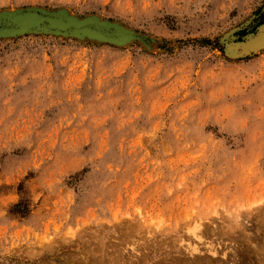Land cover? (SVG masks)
Returning a JSON list of instances; mask_svg holds the SVG:
<instances>
[{"label":"rangeland","instance_id":"obj_1","mask_svg":"<svg viewBox=\"0 0 264 264\" xmlns=\"http://www.w3.org/2000/svg\"><path fill=\"white\" fill-rule=\"evenodd\" d=\"M263 22L264 0H0V264H264V47L236 43Z\"/></svg>","mask_w":264,"mask_h":264},{"label":"bare ground","instance_id":"obj_2","mask_svg":"<svg viewBox=\"0 0 264 264\" xmlns=\"http://www.w3.org/2000/svg\"><path fill=\"white\" fill-rule=\"evenodd\" d=\"M259 31V30H258ZM249 37H250V35H249ZM246 40V39H245ZM237 45H239L238 43H237ZM233 46V45H232ZM235 46L236 45H234V47H233V50H234V48H235ZM231 47V46H230ZM242 47H243V49H244V52L246 53H249V52H251V51H259L261 48H263L264 47V27L255 35L254 34V36H252L251 38H249V40H247L245 43H243V45H242ZM232 48V47H231ZM231 48H229V49H231ZM228 49V52L230 51L231 52V50H229ZM233 52V51H232ZM232 52H231V54H232ZM243 52V53H244ZM243 53H241V54H243ZM254 52H251V54H248V55H252ZM235 54H236V52L235 53H233V55L235 56ZM229 55V54H228ZM237 55V54H236ZM239 55V54H238ZM244 56V55H243ZM247 56V55H246ZM252 204H254V203H252ZM251 204V206L252 207H250V209H249V212H250V214H249V212H248V215L250 216L251 215V213H255V211L256 210H258L257 211V213H255L256 215L255 216H257V217H259V218H261V221H263L264 222V206H260V205H258V206H260V207H253V205ZM257 205V204H256ZM255 206V205H254ZM247 209V210H248ZM253 210H255L254 212H252ZM245 213H246V210H245ZM247 215V216H248ZM191 216V215H190ZM249 216L247 217L249 220H250V218H249ZM244 217V216H243ZM196 218H198V217H196ZM246 218V217H245ZM252 218H253V216H252ZM242 219V218H241ZM244 219V218H243ZM126 220V219H125ZM247 220V219H246ZM198 221V220H197ZM248 221V220H247ZM189 222V221H188ZM195 222H196V220H195ZM246 222V221H245ZM240 223V222H239ZM192 224V223H191ZM193 224H194V222H193ZM218 224V223H217ZM216 224V225H217ZM158 225V224H157ZM156 225V226H157ZM223 225V224H222ZM238 225V227H239V224H237ZM244 225V226H243ZM243 225H241L240 224V227H245V224H243ZM131 225H129V227H130ZM202 226V222H200V223H198V222H196L195 223V225H194V233H195V235L198 237V238H202L203 237V235L204 234H209V230L208 229H206V230H204V231H202L200 234L197 232V230H200V227ZM128 227V226H127ZM128 227V228H129ZM158 227V226H157ZM157 227H156V229H157ZM220 227H222V226H220ZM249 227V226H248ZM206 228H208V227H206ZM250 228V227H249ZM223 229H224V227H223ZM235 229H237L236 227H235ZM246 229H247V227H246ZM222 230V229H221ZM238 230H240V231H242L240 228H238ZM125 231V230H124ZM224 231V230H223ZM220 232V234L221 233H223V234H226V231H225V233L224 232ZM236 231V230H235ZM214 232H215V230H214ZM213 232V233H214ZM239 232V231H238ZM242 232H244V230L242 231ZM241 232V233H242ZM220 234H219V236H220ZM245 234V233H244ZM120 235V234H119ZM211 235V234H210ZM214 235H216V233L214 234ZM217 235H218V233H217ZM216 235V236H217ZM222 235V234H221ZM227 235V234H226ZM246 235V234H245ZM245 235H243L244 236V238L246 237ZM255 235V234H254ZM242 236V235H241ZM124 237V236H123ZM210 237V236H209ZM229 237V236H228ZM258 237V236H257ZM208 238V237H207ZM216 238H218V237H216ZM215 238V239H216ZM222 238V237H221ZM232 238V237H231ZM230 238V239H231ZM224 239H227V238H225V235H224ZM230 239H229V241H230ZM247 239V241H251V237H250V235L248 234L247 235V237L245 238V240ZM46 240V239H45ZM129 240H130V238H129ZM213 240V239H212ZM211 240V241H212ZM219 240H220V238H219ZM228 240V239H227ZM262 240V239H261ZM260 240V241H261ZM163 241V240H162ZM221 241V240H220ZM231 241H233V240H231ZM258 241V240H257ZM56 242V241H55ZM54 241H50L49 243H46V244H44V246L41 248V251H39L40 252V256H41V258L42 257H44L45 256V254H48V253H52L51 252V250L53 249V244L55 243ZM164 242V241H163ZM223 242V241H222ZM235 242V241H234ZM253 242V241H252ZM73 243V242H72ZM237 243V242H236ZM262 243V242H261ZM152 244V243H151ZM247 244V243H246ZM245 244V245H246ZM249 244H251L250 242H249ZM255 243H253V245H254ZM141 245V244H140ZM139 245V246H140ZM208 245V244H207ZM215 245V244H214ZM213 245V246H214ZM227 245V244H226ZM243 245V244H242ZM248 245V244H247ZM117 246V245H116ZM119 246V245H118ZM137 246V245H136ZM143 246V245H142ZM173 246V245H172ZM198 249H199V247L198 246H196ZM207 247V246H206ZM234 247H236V245H234ZM243 247V246H242ZM246 248H247V246H245ZM237 248V247H236ZM235 248V249H236ZM241 248V247H240ZM239 248V249H240ZM250 248V247H249ZM253 248V247H252ZM27 249V248H26ZM119 249H120V247H119ZM197 249V250H198ZM203 249V248H202ZM217 249V248H216ZM260 249V248H259ZM116 250V249H115ZM121 250V249H120ZM197 250H195V251H197ZM248 250H250V249H248ZM254 250H256V248L254 249ZM50 251V252H49ZM217 251H218V249H217ZM216 251V252H217ZM221 251V250H220ZM241 251V250H240ZM251 251V250H250ZM257 251V250H256ZM261 251H263L264 252V250L262 249ZM39 252H37L38 254L37 255H39ZM54 252V251H53ZM115 252V251H114ZM219 252V251H218ZM236 252V251H235ZM29 254H30V252H28ZM238 253H239V251H238ZM241 253V252H240ZM249 253H251V252H249ZM262 253V252H261ZM260 253V254H261ZM35 254V253H34ZM197 254H198V252H197ZM200 254V253H199ZM211 254V253H210ZM223 254V253H222ZM252 254V253H251ZM31 256H33V253H31L30 254ZM188 255H190V254H188ZM231 255V254H230ZM237 255V254H236ZM253 255V254H252ZM258 255V254H257ZM256 255V256H257ZM264 255V254H263ZM263 255H262V257H263ZM193 256V255H192ZM199 256V255H198ZM197 256V257H198ZM234 256V255H233ZM258 256H260V255H258ZM19 257V256H18ZM30 257V256H29ZM194 257V256H193ZM207 257V256H206ZM228 257V256H227ZM38 258V257H37ZM40 258V259H41ZM209 258V257H208ZM231 258V257H230ZM260 257H258V259H259ZM32 259V258H31ZM33 259H35V258H33ZM186 259V258H185ZM192 259V258H191ZM193 259H195V258H193ZM206 259V258H205ZM212 259V258H211ZM216 259V258H215ZM227 259V258H226ZM235 259V258H234ZM254 259V258H253ZM255 259H256V257H255ZM257 259V260H258ZM263 259V258H262ZM28 260H30V259H28ZM99 260V259H98ZM196 260V259H195ZM200 260V259H199ZM218 260V259H217ZM51 261V260H50ZM182 261V260H181ZM189 261V260H188ZM206 261H207V259H206ZM210 261V260H209ZM209 261H207V262H209ZM212 261V260H211ZM220 261V260H219ZM226 261V260H225ZM228 261V260H227ZM259 261V260H258ZM261 261V260H260ZM71 262V261H70ZM183 262V261H182ZM186 262V261H185ZM213 262V261H212ZM52 263V262H51ZM50 263V264H51ZM66 263H69V262H66ZM202 264H203V262H201ZM73 264V263H72ZM214 264V263H213ZM221 264V263H220Z\"/></svg>","mask_w":264,"mask_h":264},{"label":"water","instance_id":"obj_3","mask_svg":"<svg viewBox=\"0 0 264 264\" xmlns=\"http://www.w3.org/2000/svg\"><path fill=\"white\" fill-rule=\"evenodd\" d=\"M263 25H264V22L261 23L260 25H258L257 28H256V30H255L254 32H251V33L247 34L242 40H240V41H238V42H236V43H239V42L241 43L242 41H244L245 39H247V37H248L249 35H253V34L257 33L258 30H259ZM247 56H249V55H247Z\"/></svg>","mask_w":264,"mask_h":264}]
</instances>
